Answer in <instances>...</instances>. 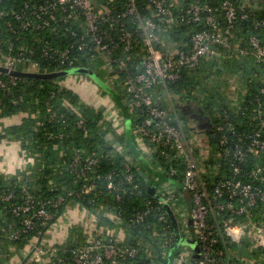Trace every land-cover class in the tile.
<instances>
[{
	"label": "built area",
	"instance_id": "1",
	"mask_svg": "<svg viewBox=\"0 0 264 264\" xmlns=\"http://www.w3.org/2000/svg\"><path fill=\"white\" fill-rule=\"evenodd\" d=\"M1 3L2 0L0 19H4L5 23L4 27L0 26V44L7 32L13 34V39L21 40L25 37L24 32L33 31L32 39H37L36 34L42 30L57 35L58 24L55 22L63 26V32L69 34L71 41L59 47L56 42L43 36L40 51L44 59L56 62L59 69L79 67L76 62L80 55L71 54L72 50H78L80 54L91 58L100 56L105 66L111 69L110 64L116 60L113 53L120 46L125 51H131L136 43L139 44L142 54L138 70L128 72L122 83L127 92L129 108L147 111L146 116L131 129L135 134L136 147L145 158L154 151L165 156L171 153L178 158L183 168L180 190L170 181L178 173L177 165L155 168L166 179L155 185L159 197L144 198L143 207L135 211L133 221L136 224H144L154 209L168 206L177 225L182 226L181 237L200 241L194 264H217L222 260L225 252L217 246L219 237H226L233 242L247 240L253 248L264 245V220L255 212L257 206L264 202V72L252 100L253 112L250 117V113L247 115L248 126L254 128L234 132L235 143L231 147L228 145L230 140L226 131H235V125L227 113L223 122L212 124L208 131H200L192 126L188 128L181 116L152 104L154 86L166 88L167 84L176 82L183 68L195 67L201 58L213 54L215 46L233 49L237 57L252 55L255 62L263 63L264 71V41L258 35L250 36L249 47L239 46L231 40L232 23L237 16L236 5L231 0H223L221 4L226 22L223 26H220L217 18V9L199 0H192L180 15L174 12L167 0H149L157 20L144 17L135 0H125L118 11L96 8L95 0H39L35 4L25 1L22 6H13L11 9ZM243 7L239 15L242 19L247 17ZM6 16L11 18L6 19ZM13 21L18 25H14ZM179 22L202 23L205 28L192 33L187 48L169 45L167 48L170 53L166 55L159 45L162 42L159 31ZM254 27L264 28V17L255 20ZM14 48L18 51L16 54L13 53ZM36 54L35 45L24 42L18 44L16 41L15 45L11 40L7 50L0 47V67L6 68L9 74L7 78H0V89L4 93L10 92L11 85L18 80L14 71L45 73L39 70ZM21 63L24 68L18 70ZM116 77L108 76L106 79L113 84ZM61 84L70 88L64 82ZM235 92L232 89L231 94ZM104 98L105 102L98 106L102 108L104 121L111 125L116 134L125 132L120 108L109 93L104 92L101 99ZM234 107L237 110L244 109L238 103ZM51 115L54 113L51 112ZM77 125L86 131L82 120L79 119ZM212 133L218 135L217 145L221 149V158L231 175L225 176L221 163L216 161L207 175L211 178L217 175L219 178L209 191L202 176L207 170L201 162L210 152L208 134ZM54 136L47 133L49 138ZM57 136L61 137L62 133ZM112 141L120 152L127 150L115 137ZM18 153L24 162L22 168L27 170L33 163L32 155L20 147ZM96 161L95 157L83 159L79 148L73 150L67 169L82 178V182L79 188L67 190L65 195L36 199L28 186L23 185L18 200L11 190H0V201L9 202L7 211L11 215L9 219L3 217L4 207H0V264H190L193 249L182 243L178 245V250L174 247L176 240L168 223L171 218L168 210L160 215L163 224L161 240L156 242L153 250H142L147 257L142 255L138 245L122 244L117 229L107 231L108 240H102L98 236L97 226L100 217L80 201L65 209L67 212L72 206L75 207L78 220L67 217L64 221L61 219L65 217L64 212L46 232L67 225L68 228L80 226L86 236L85 240H76L78 243L74 242L69 247L66 239L44 240L42 236L46 232H41L38 238L32 235L40 225L53 218L51 208L62 204L66 195L74 196L76 200L87 195L94 200L100 194L99 185L91 176V168ZM134 166L133 157L128 153L123 161V176H116L114 170L105 175L106 188L114 193L117 200L122 197L121 190L137 195L144 191L141 183L135 180V176L143 172ZM186 192L190 195V201H181L180 198ZM189 202L191 206L188 207ZM236 217H243V221H235ZM18 243L22 245L18 246Z\"/></svg>",
	"mask_w": 264,
	"mask_h": 264
},
{
	"label": "trees",
	"instance_id": "2",
	"mask_svg": "<svg viewBox=\"0 0 264 264\" xmlns=\"http://www.w3.org/2000/svg\"><path fill=\"white\" fill-rule=\"evenodd\" d=\"M25 1L33 4L39 0H2V5L7 6L8 9L13 6H22ZM125 0H95L96 8H109L118 11L122 8ZM192 0H180L179 4L172 5L176 14H181L186 6ZM216 8L217 18L220 26L225 25L224 9L221 7L223 0H199ZM236 5L237 16L233 21V31L231 33V40L239 46H250L249 38L251 35H258L264 41V28L254 27V22L257 19L264 17V0H231ZM136 5L144 17H151L157 20L154 15V9L149 5V0H135ZM170 4V1L167 0ZM244 5V11L247 12V17L242 19L239 17L241 7ZM6 19L11 18L6 16ZM5 20L0 19V26L4 27ZM14 25H18L13 21ZM58 31L56 34H49L42 30L41 33L36 34L37 39H32L33 31L24 32V38L13 39V34L7 32V35L2 40L0 47L4 50L8 49V42L12 40L16 45L24 42L26 44H34L37 54L35 58L39 62V70L42 72H51L60 67L56 62L49 59H44L40 55L43 47L42 37L52 40L58 44L59 47L67 45L71 41L69 34L63 32V26L57 22ZM205 28L202 23L182 22L173 24L171 27L163 28L159 31L162 39L160 45L165 54L168 55L170 51L168 46L174 44L178 48H187L190 43V36L192 33ZM12 38L11 40H9ZM39 51V52H38ZM17 49H13V53H17ZM78 50H72L71 54L80 55L76 64L79 67L89 66L94 64V69L97 75H103L106 79L108 76L116 75L115 81L110 83L112 90H118L119 95L111 93L109 89L105 92L109 93L122 113V121L126 118L130 120V127L146 116L147 111L131 110L128 106L127 92L123 86V79L128 72H135L138 70L141 50L138 43L131 51H125L120 46L114 53L116 58L112 62L111 69L105 68L103 58H91L89 55L80 54ZM92 66V65H91ZM105 66V67H104ZM24 65L21 63L17 69L22 70ZM263 63L255 62L252 55L235 56L233 49L224 48L222 46H215L211 56H205L200 59L199 63L193 68H183L181 70V77L174 83L167 84V87L154 86L152 89L153 100L152 104L169 110L182 117L186 126H192L193 117L190 113H185L177 107V104H183L185 101H193L199 105L202 115H208L210 118V126L203 131L211 129V125L224 121V116L227 113L229 120L235 125V131H226L231 147L234 144V132L247 131L254 127H249L247 115L251 116L253 112L254 103L253 98L256 95L261 84V77L263 74ZM101 72V73H100ZM7 72H0V78H7ZM17 75V82L11 85L10 92L7 94L0 89V119L9 118L14 115H21L19 122L11 123L9 125H1L0 140L18 141L21 150L30 153L33 158L32 165L27 169L28 174L24 171L17 173V175L3 177L0 175V190H11L17 199H20V188L25 185L28 186L32 195L36 199H45L56 195H65L67 190H76L82 182V178L76 173L67 169V163L72 159L73 150L80 149V154L83 159L87 157H95L97 161L91 168V176L96 179L100 194L94 200L89 196L84 195L81 199L76 200L74 196H67L66 200L57 207H52L53 218L48 220L46 224L38 227V231L32 235L39 237L41 232H46L48 227L57 222L58 218L65 212L69 205H73L76 201L90 208L94 214L100 217L97 223L99 228L98 236L102 240H108L107 231L113 229H123L126 235L122 244L138 245L141 251L144 248L152 249L156 242L161 240L162 219L160 215L166 213V208L160 206L154 209L144 224H136L133 221L134 213L137 209L143 207L144 198H151L153 196L148 192L150 184L157 180V175L149 171L139 160L132 150L129 148L125 140V132L117 133L113 131L111 125L104 121L102 108L94 106V104L86 103L81 99L77 92L61 84L60 77H37L27 76L24 72L15 73ZM236 77L239 83L238 95L243 94L241 105L244 109H236L234 105L230 104L229 92L231 80ZM235 95V94H233ZM116 100V101H115ZM178 102V103H177ZM51 112L54 115H51ZM244 112V113H242ZM82 120V125L86 128L84 131L77 125L78 120ZM133 132V131H132ZM47 133L55 135L52 138L47 137ZM58 137L57 134H61ZM111 133L109 136L108 134ZM113 133V134H112ZM133 135L134 132H133ZM210 142V152L205 160H202V165L207 172L202 175L205 183L210 191L213 184L219 176L209 177L208 171L213 168L216 161L221 163L224 169L225 176L231 175L227 169L226 163L221 158V149L218 147V135L211 137L208 134ZM115 139L127 150L120 152L113 146ZM134 138V137H133ZM133 157L134 164L140 171L141 175H136L135 180L141 183L144 188L142 194L127 193L121 190L122 197L117 200L113 192H109L106 188L105 175L107 172L114 170L116 176H123V161L126 154ZM148 163L153 167L177 165L179 167L178 173L172 176L170 181L179 187L181 182L182 168L179 165V160L171 153L167 156L161 155L158 151L152 152L146 157ZM134 166V167H135ZM89 176V175H88ZM156 177V179H155ZM137 178V179H136ZM158 183V182H157ZM156 183V184H157ZM127 186V185H126ZM130 187V186H128ZM181 201H190V195L186 192ZM9 202L0 201V207H4L6 219L11 218L8 210ZM191 206L190 202L188 207ZM264 211V202L257 206L255 212L258 217L262 218ZM112 214V217L110 216ZM170 218V217H169ZM235 221H243V217L234 218ZM171 220V218H170ZM170 222L171 231L175 235L176 228L173 222ZM181 226V225H180ZM177 225L178 233L182 235V226ZM156 232V234H152ZM45 234L42 236L44 237ZM86 236L80 226H73L68 233L66 240L67 246L78 243L76 240H85ZM21 240H25L21 239ZM75 242V243H74ZM242 242V243H241ZM233 242L226 237H219L217 246L221 247L225 255L217 264H241L239 256L236 252L242 253L248 258H253L260 254L261 250H256L248 241ZM18 246L22 243H18ZM61 246V245H60ZM59 246V248H60ZM200 247V241H197V248L193 249V257L190 264H194V257L197 256ZM178 246L176 249L178 250ZM142 255L147 257L146 252L142 251Z\"/></svg>",
	"mask_w": 264,
	"mask_h": 264
},
{
	"label": "crops",
	"instance_id": "3",
	"mask_svg": "<svg viewBox=\"0 0 264 264\" xmlns=\"http://www.w3.org/2000/svg\"><path fill=\"white\" fill-rule=\"evenodd\" d=\"M171 5H176L179 4L180 0H169ZM233 86H235V88H233ZM231 89H234L235 92V96L233 98V95L228 96L229 100H230V104L233 106L236 103L240 104L243 98V94L238 95L237 91L239 90V83H238V79L236 77H234L231 80V85H230ZM90 96L93 93V91H90ZM83 101H85L86 103L91 104L92 99H90V97L88 98H82ZM122 114V113H121ZM21 115H14L12 117L9 118H3L0 119V129L2 128V126L4 125H9V124H13L15 122H19L21 119ZM2 125V126H1ZM126 130V126L124 127V131ZM19 142L18 141H9V140H0V175H2L3 177H9V176H14L17 175V173L23 172L25 174H28L27 170H25L24 168H22L24 162L23 159L19 156ZM144 157V156H143ZM145 158V157H144ZM26 166V165H25ZM67 212H65V217L61 218L64 221L67 219V217L69 219H75L78 220L79 216L77 213V210L75 207H71L69 208V210H66ZM190 225V224H189ZM71 227V226H70ZM69 228L67 226H62V228L58 229H53L52 231H48L45 234V238L44 240H65L67 239L68 233H69ZM117 232L119 233V236L124 239L126 235V231L123 229H117ZM185 238V237H182ZM243 241V240H242ZM247 241V240H244ZM241 242V241H240ZM239 242V243H240ZM242 243V242H241ZM185 244V243H184ZM241 245V244H240ZM189 248H191L189 246ZM197 246L193 249H196ZM256 250H261L258 248H255ZM236 255L239 256L240 260H241V264H264V255L260 254L258 256H255L253 258H248L247 256L243 255L242 253H238L236 252Z\"/></svg>",
	"mask_w": 264,
	"mask_h": 264
},
{
	"label": "rangeland",
	"instance_id": "4",
	"mask_svg": "<svg viewBox=\"0 0 264 264\" xmlns=\"http://www.w3.org/2000/svg\"><path fill=\"white\" fill-rule=\"evenodd\" d=\"M76 68L81 69V71L70 72V73H66L62 76H59L61 78V82H64L73 91L79 93L82 97H84V98L90 97V99H92L91 104H96L95 106H97V107L102 105L105 102V98L102 100L101 97H102L103 93L105 92V89L110 88V86H109L110 82L107 81V79H104L103 75H101L102 78L100 77V75H97V72L94 69V64H90L89 66L76 67ZM105 68H108V67L106 66ZM63 70L64 71L70 70V68H68V69L64 68V69H59V70L57 69V70L47 72V73L39 72V73H33V74H48V73L59 72V71H63ZM89 70L91 72H93V74L95 76H91V73L89 72ZM91 90L93 91V93L90 96ZM110 90L112 91L111 93L114 94L117 92L116 95L117 94L119 95L118 90H116V92H115V90H112L111 88H110ZM231 91H232V89H229V92H231ZM82 97H81V99H82ZM177 107L179 109L183 110V112H185V113H187V112L190 113L191 117H193V122H192L193 128H197V130L203 131V130H206L210 126V118L208 117V115H202L203 112L201 111L199 105H197L195 102L185 101L181 105L177 104ZM126 122H128V124H127V127H128L130 125V120L128 119V121H126ZM124 134H125V136H124L125 140L127 142L126 131ZM128 134L131 138V145L133 146V148H135L138 151L136 144H135V140L133 138L134 135H133V132L131 129H130V132H128ZM65 224L67 225V223H65ZM68 226L69 225H67V227ZM72 227H69V229H71ZM187 239H189V238H187ZM185 242H186L185 244L190 246L191 249H193L197 246V241L194 239L185 240Z\"/></svg>",
	"mask_w": 264,
	"mask_h": 264
},
{
	"label": "water",
	"instance_id": "5",
	"mask_svg": "<svg viewBox=\"0 0 264 264\" xmlns=\"http://www.w3.org/2000/svg\"><path fill=\"white\" fill-rule=\"evenodd\" d=\"M215 48V47H213ZM6 68H3V67H0V72H6ZM77 71H81V69H78V68H71L70 70H66V71H59V72H53V73H48V74H31V73H24L25 75L27 76H37V77H59V76H62L66 73H70V72H77ZM89 72L91 73V76H95L93 74V72H91L89 70ZM13 73H18L16 71H14ZM128 118L125 119V125H126V139H127V144L129 146V148L132 150V152L134 153V155L143 162L144 166L149 170L151 171L152 173H154L155 175H157V180H155L148 188V192L150 193L151 196L155 197V198H158V194L156 193L155 191V185L157 182H161L163 180L166 179V177L161 174L159 171H157L155 168H153L147 161L146 158H144L139 151H137L135 148H133V146L131 145V138L128 134V132H130V125L127 127V124L128 122ZM128 135V136H127ZM211 137H214V134L212 133L211 134ZM166 210H168V213L171 217V220L173 222V224L175 225V228H176V242H175V246L174 247H177L180 243L184 244L186 243L185 240H190V239H187V238H182L179 233H178V228H177V222H176V219H175V216L173 215V213L171 212V210L168 208V206L165 207ZM241 243H239L240 245ZM258 249H261V254L264 255V245L263 246H258L257 247ZM172 251V250H171ZM170 251V253H171Z\"/></svg>",
	"mask_w": 264,
	"mask_h": 264
}]
</instances>
